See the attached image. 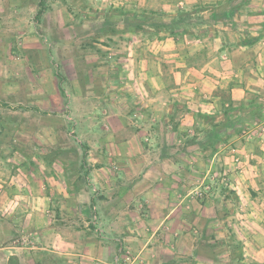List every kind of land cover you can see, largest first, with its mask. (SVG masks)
Masks as SVG:
<instances>
[{
  "label": "rangeland",
  "instance_id": "1",
  "mask_svg": "<svg viewBox=\"0 0 264 264\" xmlns=\"http://www.w3.org/2000/svg\"><path fill=\"white\" fill-rule=\"evenodd\" d=\"M262 2L244 3L234 17L238 27L250 29L253 23L249 19L264 15ZM180 5L169 11L126 6L125 0H0V264H125L131 259V251L124 247L111 262L83 257L84 247L77 242L95 243L110 235L100 226L99 192L92 184L87 162L140 159L141 153H135L133 147L126 157L125 148L93 147L94 141H113V127L125 132L127 125H141L153 134L161 128L173 131L176 136L180 134L175 154L183 147L186 153L193 150L194 172L189 165L184 170L186 175L191 172V181L186 182L187 187L190 185L186 200L191 201L185 209L196 208L197 212L185 220L197 229L192 241L196 256L205 260L217 255L213 263L199 264H222L219 256L223 253L242 256L240 242L247 245L253 236L261 244L256 249L261 256L254 261L249 257L246 264H264V164L251 163L258 147L241 150L247 141L264 144V113L263 121L243 133L248 138L244 144L233 142L219 155L214 154L228 141L214 153L192 142L196 128L207 126L195 115L208 114L204 105L207 98L191 101L182 96L184 101L167 104L174 116L168 114L162 121L157 120L155 111L149 112L150 119L143 117L157 106L153 98H179L177 91L173 97L157 86L153 94L139 68L140 57L156 50V60L166 70L159 46H163L164 38L173 36L125 30L126 12L153 9L174 13L195 7ZM258 25L256 36L264 33V20ZM226 27L232 28L230 24H215L205 36L183 34L173 38L189 47L207 37H227ZM190 105L201 106L195 111ZM227 106L214 113L217 120L224 119ZM131 111H135L134 123L128 115ZM126 113L124 120L122 114ZM168 133L155 137L146 133L143 141L165 145ZM254 222L262 229L254 227ZM92 225L95 228H90Z\"/></svg>",
  "mask_w": 264,
  "mask_h": 264
},
{
  "label": "crops",
  "instance_id": "2",
  "mask_svg": "<svg viewBox=\"0 0 264 264\" xmlns=\"http://www.w3.org/2000/svg\"><path fill=\"white\" fill-rule=\"evenodd\" d=\"M217 1L125 0V5L132 4L134 7L143 5L144 8L150 6L173 11L174 7L182 6L180 3H184L183 7L189 8L198 2L215 3ZM260 6L264 7V0ZM257 9L261 10V8ZM263 20L264 15L252 17L249 19V22L253 23L252 27L245 29L256 36L259 31L257 28L260 27L258 23ZM226 29H229L227 37L220 36L214 39L207 37L199 44H192L189 47L185 46L184 42L175 41L176 39L173 37L164 38L163 46H159V53L165 63L163 66L166 67V70H162L161 63L157 62L156 50H152L150 55H145V58L140 57L139 68L143 71L141 76H143L145 84L151 88V92H154L153 94L156 92V89H153L155 86L157 89L166 90V93L171 92L173 97L178 95L175 91L179 93L177 99L153 98L152 100L157 106L153 110H147L143 117L146 116V119H150L149 112L153 111H155L154 115L157 120L160 121L168 114L173 117L174 112L170 110L171 106L167 108V104L184 101L182 96L191 99V101L207 98L204 105L209 115L221 113L223 106H227L229 102L237 106L244 101L247 102L249 98H255L263 104L264 111V36L252 45L237 46L235 42L241 41L243 34L240 31H232V28L229 27ZM238 29L244 30L241 27ZM142 44L145 45V43ZM146 49L149 50V47ZM179 70L184 72L183 75L178 72ZM189 107L195 111L199 110L198 107L194 108V105ZM201 111L204 110L201 109ZM128 113L134 123L135 111ZM128 115L127 113L122 114V118L126 120ZM134 126L132 128L133 126L127 125L128 129L125 132L119 130L118 127H113L112 129L115 130L112 133L113 141L111 139L109 143L102 139L93 142L95 149L107 145L109 148H125L123 149L125 157L128 153L127 150H131L130 148L133 147L135 153L136 151L141 153V158L94 159L93 162H87L92 170V184L99 192L98 208L102 218L100 226L105 227L110 235L95 243L78 240V244L85 250L82 254L83 257L105 262L110 260L109 262H111L112 257L121 255L124 247L125 250H130L132 253L131 261L129 260L125 264H199L201 261L213 263L217 255L215 258L208 257L205 260L196 256V250L193 249L195 245L192 241L195 239L193 232H196L197 229L195 224L185 220L186 216L196 215L197 212L196 208H190L189 212L185 209V204L191 201L186 200L190 194V190L186 191L190 186L187 187L186 182L191 181L188 180L191 172L186 175L184 170L189 165L194 172L191 165L195 159L192 155L193 150H187L188 153H186V149L183 147L180 152L183 151L184 156L180 152L175 154V144L180 134L176 136L175 132L162 128L158 133L153 134L152 130L146 131L141 125ZM129 130H131L130 134H128ZM180 130L182 129L180 128ZM166 131L169 132L167 137L169 142L165 144L167 148L165 145L155 146L143 141V136L146 133L153 134L155 137L157 134L165 135ZM184 133H186L185 130ZM162 139L164 141V137ZM247 139L246 134L233 136L214 155L225 153L227 151L225 149H229L233 142L245 143ZM247 142L245 148L241 150L250 151L252 150L249 147L251 145L258 147V154L254 155L257 159L253 157L251 163L260 164L262 162L264 164V144L255 142V140ZM253 142L255 143L253 144ZM147 150L149 152L145 153ZM85 186L86 184L79 188V192ZM93 202L95 201L93 200ZM189 206V204L186 205V207ZM81 210H83L82 207ZM40 214L42 215V213ZM118 216H122L121 219H117ZM70 219L68 220L71 221ZM253 224L258 230L262 229L259 223L254 222ZM91 227L95 228L93 225ZM82 228V225L78 227L79 230ZM66 239L72 241L69 238ZM257 240L258 238L253 236L247 245L245 241L240 242L244 248L242 256L234 258L230 254L220 255L222 264H246L249 257H252V261L259 259L261 255L256 249L260 248L261 244L257 243ZM247 247L250 248L248 251ZM225 253H227L226 250ZM197 260L200 261L197 262Z\"/></svg>",
  "mask_w": 264,
  "mask_h": 264
},
{
  "label": "trees",
  "instance_id": "3",
  "mask_svg": "<svg viewBox=\"0 0 264 264\" xmlns=\"http://www.w3.org/2000/svg\"><path fill=\"white\" fill-rule=\"evenodd\" d=\"M235 0H218L215 3H199L194 9L177 10L174 13H166L162 10H130L126 12L125 30L132 32H147L157 36L170 35L178 37L183 34L201 37L210 33L215 24H230L232 29L243 34L239 45H252L264 35L253 36L248 30L238 29L234 17L240 14L244 3L241 0L235 4ZM208 12V13H207ZM216 34H218L216 32ZM239 111V112H238ZM224 119L217 120L214 115L196 113V117L207 122V126L196 128L197 135L192 142L197 143L203 150H218L221 143L228 141L236 135L243 134L253 124L263 121V108L255 98H249L238 106L230 103L224 109ZM202 135L203 138H200Z\"/></svg>",
  "mask_w": 264,
  "mask_h": 264
},
{
  "label": "built area",
  "instance_id": "4",
  "mask_svg": "<svg viewBox=\"0 0 264 264\" xmlns=\"http://www.w3.org/2000/svg\"><path fill=\"white\" fill-rule=\"evenodd\" d=\"M263 124H264V122H263ZM235 157H236V156H235ZM235 159H236V161H238V160H239V157H236Z\"/></svg>",
  "mask_w": 264,
  "mask_h": 264
}]
</instances>
